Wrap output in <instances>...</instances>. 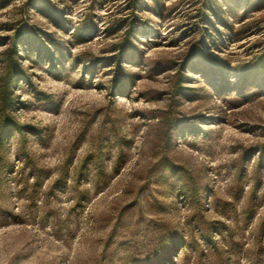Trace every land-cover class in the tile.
I'll return each instance as SVG.
<instances>
[{
	"label": "rangeland",
	"instance_id": "374dc122",
	"mask_svg": "<svg viewBox=\"0 0 264 264\" xmlns=\"http://www.w3.org/2000/svg\"><path fill=\"white\" fill-rule=\"evenodd\" d=\"M0 264H264V0H0Z\"/></svg>",
	"mask_w": 264,
	"mask_h": 264
}]
</instances>
